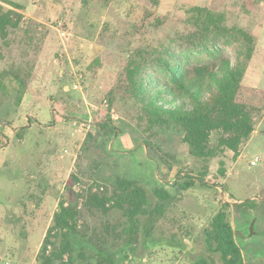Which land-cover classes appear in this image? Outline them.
Wrapping results in <instances>:
<instances>
[{
    "label": "rangeland",
    "instance_id": "rangeland-1",
    "mask_svg": "<svg viewBox=\"0 0 264 264\" xmlns=\"http://www.w3.org/2000/svg\"><path fill=\"white\" fill-rule=\"evenodd\" d=\"M11 1L24 8L23 20L10 48L0 42V71L21 67L30 78L21 102L13 90L0 111V264H35L59 203L74 205L85 190L111 192L117 179L144 187L150 210L158 202L152 189L170 199L162 215L144 220L138 244L113 246L115 264H194L209 256L203 230L222 204L244 264H264V112L237 157L223 150L199 159L175 130L145 137L122 97L134 50L171 51L185 66L226 58L244 68L243 87L264 89V0ZM193 7L221 19L204 48L189 40ZM104 124L113 131L106 134ZM186 176L194 184L180 188ZM247 201L250 210L236 208ZM85 217L81 236L101 221H122L117 210ZM82 241L77 248L90 259Z\"/></svg>",
    "mask_w": 264,
    "mask_h": 264
},
{
    "label": "trees",
    "instance_id": "trees-1",
    "mask_svg": "<svg viewBox=\"0 0 264 264\" xmlns=\"http://www.w3.org/2000/svg\"><path fill=\"white\" fill-rule=\"evenodd\" d=\"M23 9L19 3L0 0V42L5 48H10V35L22 23ZM191 10L194 32L189 40L195 48H204L205 41L210 39V28L221 19L210 9L193 7ZM240 34L246 35L244 31ZM133 54L124 72L122 97L132 102L145 137L152 138L156 132L175 130L192 157L210 159L217 155V151L223 150L230 151L234 157L239 155L264 112V89L243 87L244 68L241 65L223 58L185 66L171 51L159 55L134 50ZM153 66H157L160 73L152 71ZM29 78L30 72L21 67L0 71V111L13 90L15 103L21 102ZM99 128L106 134L113 131L107 124ZM186 179V183H179L180 188L194 184V177L186 176ZM196 180L203 185L202 178ZM151 192L152 197L158 200L153 210L149 209L150 193L138 182L126 179H117L111 192L100 188L82 191L77 194L74 205L61 201L35 264H71L75 261L115 264L111 254L113 246L122 240L129 246L138 244L144 220L153 214H163V206L170 196L159 189ZM259 196L264 205V190ZM253 204V201H247L236 205V208L250 210ZM228 207L222 204L203 230L204 243L210 255L199 257L194 264H214L212 255L218 257L220 264H244L229 221ZM113 210L121 213L122 221L115 225L108 220L101 221L94 225L91 236H86L87 233L81 236L79 224L87 223L85 214L97 211L107 216ZM78 238L92 251L90 259L86 255L84 258V247L78 250ZM77 250L78 258L74 261ZM86 260L89 262L85 263Z\"/></svg>",
    "mask_w": 264,
    "mask_h": 264
},
{
    "label": "built area",
    "instance_id": "built-area-1",
    "mask_svg": "<svg viewBox=\"0 0 264 264\" xmlns=\"http://www.w3.org/2000/svg\"><path fill=\"white\" fill-rule=\"evenodd\" d=\"M74 88H76V86H74ZM257 161H258V159H254V160L251 161V164L255 165Z\"/></svg>",
    "mask_w": 264,
    "mask_h": 264
}]
</instances>
